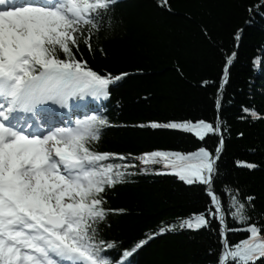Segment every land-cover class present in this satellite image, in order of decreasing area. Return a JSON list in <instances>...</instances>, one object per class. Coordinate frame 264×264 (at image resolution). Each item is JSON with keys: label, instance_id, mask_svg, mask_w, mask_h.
I'll return each instance as SVG.
<instances>
[{"label": "snow or ice", "instance_id": "6c2138e0", "mask_svg": "<svg viewBox=\"0 0 264 264\" xmlns=\"http://www.w3.org/2000/svg\"><path fill=\"white\" fill-rule=\"evenodd\" d=\"M119 2L0 0V264H127V258L156 235L210 230L213 221L221 238L217 264H264V222L250 214L256 197L223 185L227 214L241 226L230 227L224 201L214 187L222 175L225 133L230 132L221 115L223 97L245 29L234 34L237 50L227 55L219 83L211 82L217 87L214 121L173 119L134 125L194 135L201 142L217 137L214 150L201 146L191 152L153 150L139 156L99 151L105 130L118 127L107 116L105 102L132 74L92 69L81 46L90 54L98 47L103 51L101 34L107 39L114 30ZM248 12L245 23L251 25L257 14L264 17V3ZM262 63L260 56L252 61L254 68ZM209 83L204 81V86ZM248 87L249 99L254 100V82ZM241 112L253 124L264 120L254 103L241 105ZM133 160L142 161V174H150L148 166L159 164L165 171L151 174L203 186L209 203L206 211L183 219L178 229L176 224H162L158 233L122 250V242L105 238L110 217L124 214L123 209L109 207L108 195L138 174L132 170ZM236 166L250 172L260 167L251 161H236ZM230 231L246 237L230 243Z\"/></svg>", "mask_w": 264, "mask_h": 264}, {"label": "trees", "instance_id": "16d2710c", "mask_svg": "<svg viewBox=\"0 0 264 264\" xmlns=\"http://www.w3.org/2000/svg\"><path fill=\"white\" fill-rule=\"evenodd\" d=\"M264 0H120L116 5L117 23L107 39L101 34L103 51L90 54L82 45L83 56L98 72L131 73L116 87L105 102L107 116L114 125L105 130L99 151L131 153L139 156L153 150L191 152L206 146L214 150L217 137L199 141L194 135L170 130H153L134 125L150 121L200 119L214 121L216 85L220 81L227 55L237 50L234 34L244 28L238 48V59L231 66V78L223 97L222 117L230 132L225 133L226 151L220 162V177L215 190L225 204L224 184L239 188L244 195H254L253 219L264 217V120L252 123L243 119L241 105L255 104L264 114V63L254 68L252 61L264 57V17L256 15L251 25L245 23L251 6ZM95 43V41H94ZM204 81H209L207 87ZM254 82L256 94L248 82ZM243 133V137L239 135ZM259 149L255 154L249 150ZM236 161L256 162L260 167L250 172L237 167ZM127 177L108 195L109 207L123 209L124 214L110 217L111 227L105 238L122 242V250H131L140 240L156 234L159 227L187 219L206 211L209 198L203 186H187L172 175H155L162 167L150 165V174L140 173L144 167L138 160ZM230 243L246 237L228 232ZM219 228L176 231L148 240L127 264H217L221 251ZM211 249V252L209 251Z\"/></svg>", "mask_w": 264, "mask_h": 264}, {"label": "rangeland", "instance_id": "374dc122", "mask_svg": "<svg viewBox=\"0 0 264 264\" xmlns=\"http://www.w3.org/2000/svg\"><path fill=\"white\" fill-rule=\"evenodd\" d=\"M139 161V163L141 164V165H143V163H142V161H140V160H138ZM159 165V164H158ZM159 166H161L162 167V171H165V169L163 168V166L162 165H159ZM182 222V220H179V221H176V222H173V223H170V224H176L177 225V229H178V226H179V224ZM159 230V229H158ZM177 231H179V230H177ZM157 233H158V231H157Z\"/></svg>", "mask_w": 264, "mask_h": 264}]
</instances>
